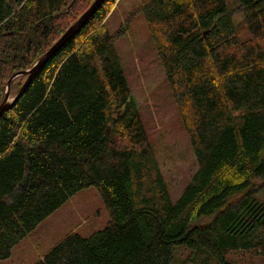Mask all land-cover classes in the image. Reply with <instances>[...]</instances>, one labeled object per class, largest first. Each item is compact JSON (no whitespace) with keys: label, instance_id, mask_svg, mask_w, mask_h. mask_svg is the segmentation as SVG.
Masks as SVG:
<instances>
[{"label":"trees","instance_id":"obj_1","mask_svg":"<svg viewBox=\"0 0 264 264\" xmlns=\"http://www.w3.org/2000/svg\"><path fill=\"white\" fill-rule=\"evenodd\" d=\"M70 1L0 0V84L45 51ZM116 1L106 0L0 117V261L92 186L107 225L88 237L70 232L35 264H173L176 246L205 264H232V251L264 257V201L252 192L264 178V0H235L245 41L232 0H139L198 163L175 202L118 36L104 26Z\"/></svg>","mask_w":264,"mask_h":264},{"label":"rangeland","instance_id":"obj_2","mask_svg":"<svg viewBox=\"0 0 264 264\" xmlns=\"http://www.w3.org/2000/svg\"><path fill=\"white\" fill-rule=\"evenodd\" d=\"M94 1L77 0L73 5V0L69 2L59 14L62 17L55 24L56 30L50 39L53 41L27 70L78 21ZM232 2L236 34L241 41L248 40L250 33L243 19L242 6L235 0ZM139 7V0H117L112 7L107 6L110 11L104 26L118 36L115 45L131 86L132 97L138 104L149 142L154 149L153 155L175 202L196 173L198 163L180 105L173 96L149 26ZM10 78L0 84V104L5 101L8 92L9 100H13L27 76H17L9 83ZM252 192L259 200L264 201V178L253 180ZM240 197L241 195L233 197L231 202H236ZM108 221L109 213L98 190L93 186L86 188L48 216L41 227H37L18 243L11 256L0 261V264H35L70 232L76 231L88 237L103 229ZM202 221L210 223L212 218ZM225 257L232 264H264V257L253 251H232ZM173 259V264H205V258L193 255L191 250L183 246L174 248ZM211 264H217V260Z\"/></svg>","mask_w":264,"mask_h":264},{"label":"water","instance_id":"obj_3","mask_svg":"<svg viewBox=\"0 0 264 264\" xmlns=\"http://www.w3.org/2000/svg\"><path fill=\"white\" fill-rule=\"evenodd\" d=\"M75 1L76 0H73L71 5H73ZM105 1L106 0H95L93 4L84 13H82L78 21H76L73 25L68 28V30L60 37V39H58L54 43V45L50 47V49L33 65L32 68L22 72H17L10 78L9 83L13 78H16L17 76H27L26 81L24 82L18 94H16L12 101L9 100V92L6 94L7 96L5 101L0 104V117L4 112L9 110L22 96L21 94L24 93L25 89L29 86L34 76L42 69V67L45 66V64L54 55V53H56L62 46L65 45V43L74 38L81 31L83 26H85V24L98 11V9L103 5Z\"/></svg>","mask_w":264,"mask_h":264},{"label":"crops","instance_id":"obj_4","mask_svg":"<svg viewBox=\"0 0 264 264\" xmlns=\"http://www.w3.org/2000/svg\"><path fill=\"white\" fill-rule=\"evenodd\" d=\"M40 225H41V224H39V226H38L39 228L41 227ZM42 225H43V224H42Z\"/></svg>","mask_w":264,"mask_h":264},{"label":"bare ground","instance_id":"obj_5","mask_svg":"<svg viewBox=\"0 0 264 264\" xmlns=\"http://www.w3.org/2000/svg\"><path fill=\"white\" fill-rule=\"evenodd\" d=\"M77 21V20H76Z\"/></svg>","mask_w":264,"mask_h":264}]
</instances>
